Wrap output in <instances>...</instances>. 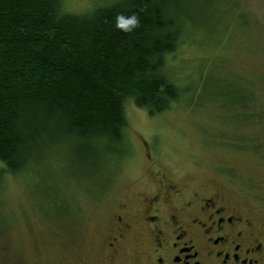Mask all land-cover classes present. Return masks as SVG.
<instances>
[{
  "label": "rangeland",
  "instance_id": "rangeland-1",
  "mask_svg": "<svg viewBox=\"0 0 264 264\" xmlns=\"http://www.w3.org/2000/svg\"><path fill=\"white\" fill-rule=\"evenodd\" d=\"M116 1L60 0L59 8L80 15ZM184 4L163 68L180 94L169 109L150 116L126 101L113 152L93 144L90 157L93 149L52 141L42 162L0 177V264L95 260L107 218L123 202L136 207L155 171L187 195L217 190L264 211V0ZM243 96H253V123L231 103Z\"/></svg>",
  "mask_w": 264,
  "mask_h": 264
},
{
  "label": "trees",
  "instance_id": "trees-1",
  "mask_svg": "<svg viewBox=\"0 0 264 264\" xmlns=\"http://www.w3.org/2000/svg\"><path fill=\"white\" fill-rule=\"evenodd\" d=\"M59 2L0 0V177L42 162L52 141L93 149L90 157L93 144L113 152L126 101L152 116L180 96L163 68L182 34L184 0H119L80 15ZM132 14L136 28L116 27ZM252 97L231 99L251 123Z\"/></svg>",
  "mask_w": 264,
  "mask_h": 264
},
{
  "label": "flooded vegetation",
  "instance_id": "flooded-vegetation-1",
  "mask_svg": "<svg viewBox=\"0 0 264 264\" xmlns=\"http://www.w3.org/2000/svg\"><path fill=\"white\" fill-rule=\"evenodd\" d=\"M154 173L136 207L107 218L97 258L80 264H264V211L217 190L187 195Z\"/></svg>",
  "mask_w": 264,
  "mask_h": 264
},
{
  "label": "clouds",
  "instance_id": "clouds-1",
  "mask_svg": "<svg viewBox=\"0 0 264 264\" xmlns=\"http://www.w3.org/2000/svg\"><path fill=\"white\" fill-rule=\"evenodd\" d=\"M139 24L138 18L135 14L131 16L118 15L116 17V27L124 32H131Z\"/></svg>",
  "mask_w": 264,
  "mask_h": 264
}]
</instances>
